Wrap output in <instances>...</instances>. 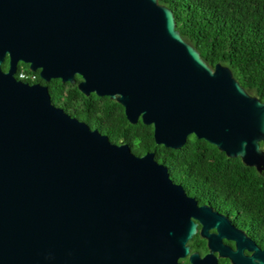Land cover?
Here are the masks:
<instances>
[{
  "label": "water",
  "instance_id": "water-1",
  "mask_svg": "<svg viewBox=\"0 0 264 264\" xmlns=\"http://www.w3.org/2000/svg\"><path fill=\"white\" fill-rule=\"evenodd\" d=\"M19 64L117 102L129 124L152 126L156 146L194 136L264 171V102L210 68L158 0H0V264H181L192 216L211 252L188 264H215L221 234H243L198 208L153 152L111 143L48 87L17 80Z\"/></svg>",
  "mask_w": 264,
  "mask_h": 264
},
{
  "label": "trees",
  "instance_id": "trees-1",
  "mask_svg": "<svg viewBox=\"0 0 264 264\" xmlns=\"http://www.w3.org/2000/svg\"><path fill=\"white\" fill-rule=\"evenodd\" d=\"M172 10L176 30L204 62L227 67L246 93L264 102V0H158ZM6 70V62L1 65ZM21 69L18 66V72ZM26 71V70H25ZM37 79L42 82L39 75ZM76 80L80 78L76 76ZM31 84V82L23 81ZM43 83V82H42ZM52 104L108 137L126 144L136 156L153 152L173 182L234 219V223L264 241V171L230 159L216 147L191 136L179 150L156 146L152 126L127 122L117 102L82 95L76 85L53 80ZM264 150V143L260 144Z\"/></svg>",
  "mask_w": 264,
  "mask_h": 264
},
{
  "label": "flooded vegetation",
  "instance_id": "flooded-vegetation-1",
  "mask_svg": "<svg viewBox=\"0 0 264 264\" xmlns=\"http://www.w3.org/2000/svg\"><path fill=\"white\" fill-rule=\"evenodd\" d=\"M6 70H3L4 72L7 71V63L8 59L6 58ZM4 62V63H5ZM20 65V64H19ZM27 72H30L26 70ZM32 73V72H30ZM34 74L39 75V72H35ZM51 80L50 82H52ZM43 82V81H42ZM40 82L38 79L31 83L33 84H40L43 86L48 87L45 84H49L50 82ZM29 84V83H27ZM54 105V104H53ZM57 107V106H56ZM59 108V107H58ZM173 181V180H172ZM175 183V182H174ZM177 184V183H176ZM184 193L189 197L194 199L196 202V205L198 208H201L203 206L211 208V213L224 216L229 219V224L234 227V229L238 231H242L240 237L236 236V239H233L230 233H222L220 238L218 239V251H212L211 258L215 261V264H244V261H248L250 258L254 259L255 263H261L264 262V241L256 234L250 233L246 229H242L238 227L234 223V219L232 217H229L225 213L221 212L218 208H214L213 206L207 204V203H200L194 198V196L189 194V191L184 189ZM197 215V214H196ZM195 225L197 232L192 237L190 241L186 244L189 247V255L193 253H197L200 257V259H203L206 255L210 254L211 249L208 247V240L205 237H202L201 232V225L197 222L198 218L192 216L190 219ZM216 230L213 227H210L208 229V235H216ZM237 253V256L226 257L223 256L225 253ZM222 254V255H221ZM189 255L185 259H180L179 262L181 264H188V258Z\"/></svg>",
  "mask_w": 264,
  "mask_h": 264
},
{
  "label": "built area",
  "instance_id": "built-area-1",
  "mask_svg": "<svg viewBox=\"0 0 264 264\" xmlns=\"http://www.w3.org/2000/svg\"><path fill=\"white\" fill-rule=\"evenodd\" d=\"M16 79L19 81H28L34 83L37 80V76L34 73L27 72L25 70L17 71Z\"/></svg>",
  "mask_w": 264,
  "mask_h": 264
},
{
  "label": "rangeland",
  "instance_id": "rangeland-1",
  "mask_svg": "<svg viewBox=\"0 0 264 264\" xmlns=\"http://www.w3.org/2000/svg\"><path fill=\"white\" fill-rule=\"evenodd\" d=\"M19 68H20L21 70H28V71H29L28 66H27V65H24V64H20V65H19Z\"/></svg>",
  "mask_w": 264,
  "mask_h": 264
}]
</instances>
